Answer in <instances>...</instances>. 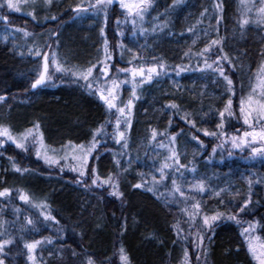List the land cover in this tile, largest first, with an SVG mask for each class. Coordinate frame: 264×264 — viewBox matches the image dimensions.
Segmentation results:
<instances>
[{
	"label": "trees",
	"instance_id": "16d2710c",
	"mask_svg": "<svg viewBox=\"0 0 264 264\" xmlns=\"http://www.w3.org/2000/svg\"><path fill=\"white\" fill-rule=\"evenodd\" d=\"M237 1L151 0L142 21L148 28L151 23L161 25L162 31L156 38L146 41L148 46L138 50L131 64L147 69L163 63L165 70L138 88L131 127L127 129L126 151L111 141L117 113L113 110L110 115L99 97L90 95L88 90L80 84L71 83L66 77L68 86L58 87L55 91L40 86L31 91L29 85L34 79L33 72L40 68L39 61L21 63L8 47L0 44V96L5 97L0 102V125L9 127L14 135H18L39 123L46 148L57 150L61 156L62 146L69 142L88 145L92 133L101 125H106V134L100 137L96 151L89 158L88 178L92 179L91 167L97 168L101 178L112 173L118 176L119 191L123 193L117 199L110 195L108 187L86 188L77 184L66 172L51 173L53 167L43 166L34 155L25 165L15 145L6 142L0 148V190L8 188L12 195L0 198V221L13 235L4 232V237L13 236L19 241L21 235L28 242L39 239L41 235L44 239H51V247L46 251L52 256L45 259V264H83L86 257H92L94 264H121V247L128 257V264H182L185 249L193 263L195 249L187 235H193L199 224L190 228L183 209L187 207L189 212L193 211L191 204L199 202L198 198L195 196L197 201L192 202L182 200L176 194L165 204L152 192L132 187L141 181V174L147 176L150 182L153 175L159 177L156 169L170 155L171 137L175 136L180 165L165 169L168 178L158 185L159 192L171 190L172 177L177 178L178 185L210 177L211 183H224L226 187L232 184L234 189L239 188V198L247 193L246 183L249 180L254 183L250 185L251 203L244 212H239V217L243 226L245 222L256 223L258 234L264 238V155L257 153L253 156L248 150H244V155L242 152L230 155L228 149L225 151L218 147L220 143L216 137L203 135L205 129L217 130L218 109H223L229 94L226 82L218 72L213 73L204 66L193 69V65H200L199 61L194 63L201 57L197 54L211 40L219 39L220 43L212 48L209 59L225 54L234 58V67L225 61L222 63L235 89V95L231 97L234 116L229 119L231 121L225 131L230 134L237 132V127L243 123L238 120V100L244 97L253 72L264 63L261 56L264 52V24L249 22L241 30ZM90 2L92 0H53L46 7L47 17H56L52 23L58 24V54L72 66L88 67L95 64L93 61L98 58L107 38L109 47L113 45L110 77L118 76L125 80V73L117 70L130 67L117 47L125 42L128 32H138L135 29L137 26L134 27L123 9L117 6L107 10V21L103 13L94 17L95 13L90 9L85 13L91 15L85 20L71 22L77 13L73 9L80 4L87 7ZM218 4L222 6V11H217ZM202 12L205 13L203 16ZM218 16L222 17L219 24ZM21 17L29 21L27 17ZM14 19L16 16H10L8 23ZM30 22L33 23L32 20ZM52 23L47 21L42 27L33 29L44 30ZM101 28L104 29V37L100 34ZM208 30L210 33L207 34ZM118 32L122 34L117 35ZM186 52L190 54L185 56ZM179 69L185 71L177 75ZM94 74L100 76L99 71ZM170 103L179 105V110L166 107ZM186 113L194 117L195 128L185 123L183 117ZM153 129L164 135H158L149 143ZM193 136L200 143L192 139ZM213 148H216L215 152ZM121 152L124 155H120ZM97 156L99 159H96ZM127 156L129 160L125 159ZM116 160L120 161V167ZM13 163L28 171L23 174L14 171ZM227 180L230 181L225 184ZM87 184L91 185V182ZM20 191L30 196L31 203L39 201L45 204V211L50 212L58 223L52 224L38 214H30L28 203L18 198ZM31 192L40 200L31 197ZM201 200L204 201L201 203V214L238 212V208L227 210V204H220L217 199L206 197ZM24 211L27 216L23 215ZM26 217L35 221L31 231L28 230L30 226ZM200 221L202 218H199ZM177 222L183 234L179 240L172 228ZM21 226L24 232L19 230ZM36 231L42 234L35 235ZM240 233L241 227L226 218L217 221L213 229H207L204 241L206 255L202 264H256ZM57 251L61 256L57 257ZM74 251L77 253L75 257ZM23 261L24 258L19 264H26ZM5 263L9 264L10 260L5 259Z\"/></svg>",
	"mask_w": 264,
	"mask_h": 264
},
{
	"label": "snow or ice",
	"instance_id": "6c2138e0",
	"mask_svg": "<svg viewBox=\"0 0 264 264\" xmlns=\"http://www.w3.org/2000/svg\"><path fill=\"white\" fill-rule=\"evenodd\" d=\"M43 5L48 7L52 4L53 0H42ZM115 0H95L94 3L90 2L87 7H84L82 4L77 5L73 11L80 13L86 12L88 10H93L95 14L99 15L100 13L104 14L105 21H107V10L110 5H113ZM178 2V0H177ZM261 5L258 9H256V22L259 24H264V0H260ZM7 8L11 11L19 12L20 4L23 3L25 5L31 4L33 9L38 4V0H6ZM3 5L0 4V7ZM119 6L127 13V17L130 18L131 23L135 27L136 20L139 18L140 20L144 19V14L151 6V0H119ZM241 6L243 9V15L247 16L253 11L255 5L250 4L249 0H241ZM217 11H222V6L217 5ZM207 12V9L205 10ZM205 13H201L203 16ZM28 15L33 16L35 19L34 11L28 12ZM53 20L56 17H52ZM222 17H217V24H219ZM0 20H3L5 24L8 23L7 16H0ZM127 22V21H126ZM250 20L247 18H242L238 21L241 28H244L245 25L249 24ZM119 20L117 21V26L119 27ZM16 31H22L21 29H15ZM191 31V29H190ZM101 36L104 37V29L101 28ZM122 33H117V35H121ZM24 37H28L31 35L27 31H23ZM220 40L215 39L211 40L209 44H207L200 53L197 55L205 57V68L211 69L213 73L218 72L219 76L226 82V91L229 94V97L223 107V109H218L219 122L216 123V131H209L207 129L203 130L204 136H213L218 140L222 141L218 147H223L225 143L231 142L232 148H242L247 145H252L256 143H264V63L260 65L259 72L256 74V83L250 85V92L247 97H242L240 100L239 107V117L238 120H242L243 124L247 126L248 130H244L241 132L240 129H237L238 135L229 136L225 131L226 126L230 123L229 118L234 116L233 111V101L232 96L235 95V89L233 85L232 79H230L224 71V68L221 66V61H225L234 67L232 63L234 58H230L225 55H217L215 61L212 63L208 62V57L211 54L212 48L219 44ZM35 51L36 56H43V65L41 69H37L38 75L37 78L32 82V89H36L38 86L44 85L46 82L50 81L53 77V73L50 69H54L55 73H60L62 76H71L74 82L83 81L81 85L86 90H88L90 95H94L99 97V100L103 102L106 107V111L111 115L113 110L117 113L115 126L113 131V138L118 145L126 151L128 148V140H127V128L131 127V116H132V108L134 106V100L138 99L137 89L146 82H151L153 76H159L165 70V65L163 63H159L158 65H154L145 69L143 66L140 67H132V68H122L118 69V72L130 73L131 81L125 79L121 80L119 77H110V68L107 65L106 61L112 60V54L109 51V44L107 38L103 41V54L104 59L98 60L97 63L91 64L88 67H80L77 65L68 66L66 63L61 62L58 59L57 53L53 52L51 54L46 52H41L37 49H29V52ZM223 49L221 48V52ZM190 53L186 52L185 56H188ZM261 56L264 57V52L261 53ZM136 58V57H134ZM131 63V62H130ZM98 65H100L98 67ZM215 65V66H214ZM179 67V66H178ZM99 71L102 76H96L95 71ZM183 69H179L177 71V75H180V71ZM203 70V69H202ZM137 77H140L138 80ZM110 82V83H109ZM131 83V97L127 101L126 104L121 106L120 104V96L119 89L121 85L126 83ZM5 97L0 96V102L4 101ZM166 107L179 110V105L176 103H170L166 105ZM185 123H188L191 127L195 128L196 124L194 122V117L190 114H185L183 117ZM110 121H107L108 123ZM258 128V130H257ZM197 131H200L197 128ZM106 134V125H101L92 133V140L90 144H72L69 142L68 145L62 146L60 152H63V156L59 154V152L55 149L48 150L44 143L43 134L40 132L39 123L34 124L32 127L25 130V132L14 135L11 129L7 126L0 125V148L5 146L6 142H11L17 149H21L24 151H28L29 141L32 142V147L36 149V157L37 159H43L44 163L49 166H56L60 164V160L63 159L65 161L64 167H69V159L71 161H75L74 164L70 165V170L77 173L78 177L83 178L86 176L87 171L90 167L89 158L93 156V153L96 151L98 143H100V137ZM158 135H164V133H158L155 129L151 130V137L149 139V143L156 139ZM192 139L196 140L197 143H200L199 139L196 136H193ZM176 137H171L172 146L169 147L168 151L170 153L169 156L165 158L164 163L161 164L159 168V177L153 175L151 177V182L147 178L141 174V181L132 185L134 189H143L147 192H152L153 195L157 196V199H162L165 204L170 202L171 197L178 194L182 200H188L191 198V191L196 190L200 193H204L206 191L205 185L203 181L197 183L196 185L191 186L190 191L186 194L182 188L177 184V178L172 177V188L171 190L160 193L158 185H161L168 177L165 173V169L172 168L173 165H180L179 154L175 147ZM203 146V145H201ZM161 147H164V144L161 143ZM216 151V148H213V152ZM253 156L257 153L260 155H264V147H252L251 149ZM231 155V153H229ZM120 155H124V152H121ZM96 159H99L97 156ZM172 161V163H169ZM117 166L120 167V161L116 160ZM13 170L23 174L28 171V169H21L15 163H13ZM64 168H61L63 171ZM178 170V169H177ZM127 171V169H124ZM91 186L92 187H108L111 189L110 195L120 199L123 195L122 192L119 191V180L118 176H115L112 173L106 178H101L98 174L97 168L91 167ZM77 184H80L84 181L81 179H77ZM86 183V182H85ZM167 188V185H164ZM224 191L221 189V192ZM12 192L8 188H4L0 190V198L11 197ZM217 196H220V192L216 193ZM21 201L28 203L30 202V196L23 191L19 192V197ZM223 204V200L220 201ZM249 203H251V199H247L240 206L238 212L234 213H225L221 211H216L212 215L201 214V204L199 202L192 203L191 208L193 211L189 212L188 208L185 207L183 209L185 215L188 216V222L190 223V228L194 225L199 224V218H202L203 228L211 230L215 226L217 221L222 219H228L236 222L238 226L241 227L240 235L244 237V242L248 247V251L252 254L254 259L258 260V264H264V242H260L259 244L256 241L259 240V237H255L252 233L256 229V223L248 222V226L244 227L241 218L239 217V212H244ZM34 207L37 205H33ZM40 208V216L43 217L44 221H51L52 224L58 223L55 217L50 213L46 212L45 208L47 207L45 204L38 205ZM19 212V209H16ZM26 223L29 227V231L35 227V221L30 218H25ZM5 223L0 221V229H4ZM173 231L177 234L178 240L182 237V231L180 230L177 224L172 225ZM21 232H24V227L21 226L19 229ZM198 238V242H197ZM23 239V237H21ZM206 236L202 229L197 226L196 232L193 236L192 243L194 247H197L206 255V249L204 248V241ZM15 241L13 238L4 237V231H0V264H5L4 252L7 246L13 244ZM51 239L47 240V243H51ZM42 243L41 240H32L31 242L25 241L23 243V248L27 250V258L31 262V264H35V250L38 245ZM176 243V241H174ZM259 252V254H257ZM77 253L74 251L73 256L75 257ZM199 255L197 256V260L199 261ZM119 259L121 264H128V257L124 252L123 247L119 250ZM83 264H94V260L92 257H86ZM182 264H188V250L185 249L183 255Z\"/></svg>",
	"mask_w": 264,
	"mask_h": 264
},
{
	"label": "rangeland",
	"instance_id": "374dc122",
	"mask_svg": "<svg viewBox=\"0 0 264 264\" xmlns=\"http://www.w3.org/2000/svg\"><path fill=\"white\" fill-rule=\"evenodd\" d=\"M41 1L42 0H38V4L35 7V9H33V6L31 4L25 5V4L21 3L20 4L21 10L19 12H17V11H11L7 8L6 0H0V4L3 5L2 7H0V16H7L8 19L10 16H13V15L16 16V20L14 19L12 21V23L5 24L3 20H0V44L8 47L10 49V52L13 55H15L21 61V63L22 62H31L32 60H34V61L38 60L39 64H40V68H38V69L42 68L43 56H36L35 51L30 53L29 49H37L38 48L41 52H46L49 54L55 52V53H57L58 59L61 62L66 63L68 66H72L69 63H67V60L65 58H63L60 54H58L59 53L58 48L60 46V42L58 41V38L57 39L55 38L57 33H58V24H57V22L52 23V20H53L52 17H47L46 7L43 5V2L41 3ZM94 2H95V0H92V3H94ZM237 2H238L237 3V6H238L237 14H238L239 20L242 18H247L250 20V23H253V24L257 23L256 22V9H258L260 6H262L260 0H249V3L255 5V7L253 8V11L250 14H248L247 16L243 15L241 0H238ZM113 6H117V7H119L120 10H122L119 6V0H115L114 4L110 5L108 7V10L110 8H112ZM30 11H34L35 19H33V16L28 15V12H30ZM124 13L127 16V13L125 11H124ZM75 14H76L75 17L72 19L71 22H73V21L77 22V20L83 21L87 18V16L89 17V15H91V13H85V12H80V13H75ZM21 16L27 17L29 19V21L24 20ZM94 17H97V14H94ZM30 20H32V22H33L32 24H31ZM19 21H21V22L19 23ZM47 21L52 23L51 25L48 26V28H46L44 30H38L35 28L33 29V27H36V28L42 27L43 25H45V23H47ZM136 23H137V25H135V26H137V27H135V29H138V32H134V31L128 32L125 42L119 43L118 47H117V51L121 54L122 57L124 56L126 58V60L128 61L127 64L129 65L130 68L134 67V66H132V64L130 62H132L135 59L134 57L137 54L138 50H144V48L147 47L149 44L146 41L149 39L156 38L157 36H159L161 34V31H162L161 25H159V26L155 25L154 26V24L151 23L150 28H148V27H146L147 25L142 20H140L139 18H137ZM15 29H21L22 31H16ZM240 29L243 30V28H240ZM241 30H239V31H241ZM23 31H27L31 35H29L28 37H24ZM206 33L208 34V33H210V31L208 30ZM112 49H113V45H111L109 47V51L111 54L113 53ZM102 50H103V46H102ZM102 50L100 49V54H99L98 58L93 61L94 63H97L98 60L104 59V54H103ZM115 51H116V49H115ZM211 52H213V51H211ZM215 59H209L208 58V62L212 63L213 61H215ZM197 61H199L200 65H198V64L193 65L194 70L197 67H202V66L205 67V57H202V56L198 57L197 60L194 61V63ZM106 63L109 67L112 65L111 60L106 61ZM99 66L100 65H98V67ZM221 66L223 68L225 67V64H223L222 61H221ZM259 68H260V66L258 67V69L255 72H253L252 77L249 78L248 89H247V91H245L244 97H247V95L249 94L250 85L256 83V74L259 72ZM189 69H190V71L193 70L191 68H189ZM50 70L53 73V77L50 81H48L44 85H42V87L44 89L46 88L48 90L55 91L58 87L68 86V82L65 81V79H64L65 77L69 81H71V83L73 82V83H77L80 85L83 84V81L74 82L71 76H66V75L62 76V74H60V73H55L54 69H50ZM183 71H185V70H183ZM99 74H100V76H102L101 73H99ZM122 74H124V72ZM33 75H34V79H33V81H34L38 75L37 70L33 72ZM109 75H110V73H109ZM124 75H125V79L131 81L130 73H125ZM137 79L139 80L140 77H137ZM32 82L29 85L30 90L32 88L31 87ZM124 85H125L124 87H121L119 89V96H120L119 102H120L121 106L126 104L127 101L131 97V83L129 82V83H126ZM137 93H138V89H137ZM238 102L240 105V100H238ZM114 126H115V124H114ZM114 126H113V128H114ZM237 129H240L241 132L244 130H248L247 126H245L243 123L239 124ZM257 130H258V128H257ZM228 135L229 136L238 135V133L237 132L232 133V134L228 133ZM111 141L115 142V139L112 138ZM218 142L220 144L222 143V141H220V140H218ZM9 143H11V142L9 141ZM260 146L264 147V144L256 143V144L244 146L242 148H235L234 149V148H232L231 142L229 141L228 143L224 144L222 149H224L225 151H226V149H228V153L237 155V154H239V152L240 153L242 152V154H243L244 150L251 151L252 147H260ZM28 148H29L28 151L18 149V151L20 152V154L22 156L21 158H23L25 161V165L28 163L29 160H32V159H30V156L34 155L35 158H37L36 154H35L36 149L34 147H32L31 140L29 141ZM127 153L129 154L128 151H127ZM125 159L129 160V157L127 156ZM39 160H40V162L42 161L41 163L43 166H47V167L49 166L47 164L45 165L43 159H39ZM74 163H75V161H71V163H69V167H64L65 161L63 159H61L59 165L52 166L54 171H51V173L66 172V175L69 176L70 178L72 177L75 181H77V179H81L82 181H84V182L80 183L81 185H84L86 188H88V187L92 188L90 184L89 185L87 184V182L90 183L92 180V179L88 178V172H87L85 177L80 178V177H78L77 173L70 170V165L74 164ZM161 164L156 169V171L158 173H159V168H160ZM62 167L64 168L63 171H61ZM89 171H91V170H89ZM250 175L252 176L253 174L251 173ZM211 179L213 181L212 177H211ZM201 181H203L205 188H206V191L204 193H200L196 190H192L191 191V198L189 200H191L192 202L197 201V199H195V196L198 198L200 204L204 202L201 199H204L206 197L210 198V199H217L220 204H222L220 201L223 200V204H227L226 205L227 210H231V211L236 209V208H238L237 211H239L240 206L243 204V202L245 200L249 199V196L251 195L252 189H251L250 185L254 184L252 182L250 183L249 180H247V182H248V183H246L247 184V187H246L247 193H245L243 195V197H239V198L237 197L239 194V190H238L239 188L234 189L233 188L234 186L232 184H230V185L228 184L229 186L226 187L225 185H223L224 183L222 184L223 186L215 184V183H211L210 177L208 180H202V179H200V180H196V179L188 180L187 182H184L182 185H179V186L182 188V190L186 194H188L191 186L196 185L197 183H199ZM229 181L230 180H227L225 182V184H227V182H229ZM29 186H31V184ZM94 188H98V187H94ZM101 188L102 187H100V189ZM221 189H223L224 191L221 192ZM110 191H111V189H110ZM217 192H220V196L216 195ZM30 195L34 199H39V197L36 198L34 196L35 194L33 192H31ZM41 204H42V202L39 203V201H32V203L28 202L27 206L30 209L29 213L31 214V212H32V213L38 214L40 216V208L38 207V205H41ZM33 205H37V206L34 207ZM232 208H234V209H232ZM26 214L27 213L24 211L23 215H26ZM40 218H43V217L40 216ZM198 226L202 229V231L205 234L207 229L203 228L202 221L199 222ZM244 226L247 227L248 222H245ZM0 231H1V229H0ZM3 231L7 235H13V234H11L12 231H10V230L8 231L7 225H5ZM39 233H37V231H36L35 235L42 234V233H40V234ZM194 234L193 235H187L188 239H190V243H191L193 249H195L194 250L195 253H193V257H194L193 263H192L191 256L188 254V264H202L203 263L202 259H203L204 253L202 251H200V249H198L197 247L193 246L192 239H193ZM252 235L255 237H259V240L256 241L257 244H259L260 242H264V238L258 234V231L256 229L252 233ZM41 236H39L40 237L39 239H34V240H41L42 241V243L40 245H38L36 250H35V257H36L35 264H43V263L45 264V261H46L45 259H48L52 256L51 253H48L46 251L47 248L51 247V246H49L51 244L47 243V240L49 238L44 239ZM10 238H13L15 242L13 244L7 246V248L5 249V252L3 254L4 257H6L5 259H8V261L10 260L9 264H19L23 258H24L23 263L25 262L26 264H31V262L27 258V250L23 248V243L25 242V240L21 239V235L18 237L19 241H17L16 238L13 236H10ZM197 242H198V238H197ZM246 247H247V245H246ZM45 251H46L45 256H43V252H45ZM247 251H248V247H247ZM55 254L57 255V257L61 256V253H58V251ZM257 254H259V252ZM198 255L200 257L199 261L196 259ZM251 256H252V254H251ZM252 258H253V256H252ZM254 261L256 264H258L257 259H254Z\"/></svg>",
	"mask_w": 264,
	"mask_h": 264
},
{
	"label": "water",
	"instance_id": "95a60500",
	"mask_svg": "<svg viewBox=\"0 0 264 264\" xmlns=\"http://www.w3.org/2000/svg\"><path fill=\"white\" fill-rule=\"evenodd\" d=\"M31 90L34 91L35 89H32V88H31Z\"/></svg>",
	"mask_w": 264,
	"mask_h": 264
},
{
	"label": "bare ground",
	"instance_id": "6f19581e",
	"mask_svg": "<svg viewBox=\"0 0 264 264\" xmlns=\"http://www.w3.org/2000/svg\"><path fill=\"white\" fill-rule=\"evenodd\" d=\"M55 38L57 39V36Z\"/></svg>",
	"mask_w": 264,
	"mask_h": 264
}]
</instances>
